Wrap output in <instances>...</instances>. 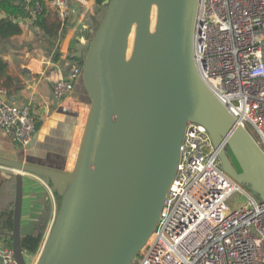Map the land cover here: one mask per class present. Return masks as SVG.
<instances>
[{"label": "water", "instance_id": "water-1", "mask_svg": "<svg viewBox=\"0 0 264 264\" xmlns=\"http://www.w3.org/2000/svg\"><path fill=\"white\" fill-rule=\"evenodd\" d=\"M104 5L93 35L72 55L83 63L91 103L71 169L0 157V166L16 173L11 245L19 264L28 257L21 235L25 173L47 177L62 196L36 264H132L156 231L189 122L207 129L222 169L264 201V151L195 60L199 0Z\"/></svg>", "mask_w": 264, "mask_h": 264}, {"label": "built area", "instance_id": "built-area-1", "mask_svg": "<svg viewBox=\"0 0 264 264\" xmlns=\"http://www.w3.org/2000/svg\"><path fill=\"white\" fill-rule=\"evenodd\" d=\"M48 2L61 20L74 13L72 0ZM195 60L205 82L264 151V0H199ZM82 71L79 62L54 84L64 112ZM32 109L0 96V128L24 150L36 132ZM238 191L246 201L232 205ZM0 264H19L12 245L1 240ZM132 264H264V201L222 169L202 124L188 123L156 231Z\"/></svg>", "mask_w": 264, "mask_h": 264}, {"label": "crops", "instance_id": "crops-1", "mask_svg": "<svg viewBox=\"0 0 264 264\" xmlns=\"http://www.w3.org/2000/svg\"><path fill=\"white\" fill-rule=\"evenodd\" d=\"M43 1L49 8L50 21L59 19L48 0ZM72 3L74 13L67 20L59 19L67 25L55 38L32 23L25 24L19 36L0 38V57L8 65L7 73L0 82V96L18 105L31 103L38 124L36 142L27 150L0 128V157L19 158L61 171L70 170L74 164L90 100L80 78L68 98L70 109L64 112L53 96V87L59 80L67 78L74 66L81 62L72 55L76 43L84 42L93 33L97 0H72ZM15 175L13 170L0 166V240L7 244L11 241L12 229L7 222L11 210H14L16 189L12 180ZM55 190L47 177L24 174L22 232L30 230L32 223L42 214L46 201H50L56 209Z\"/></svg>", "mask_w": 264, "mask_h": 264}, {"label": "trees", "instance_id": "trees-1", "mask_svg": "<svg viewBox=\"0 0 264 264\" xmlns=\"http://www.w3.org/2000/svg\"><path fill=\"white\" fill-rule=\"evenodd\" d=\"M105 0H97V7L106 6L103 4ZM33 8V10H31ZM0 13H5L7 17L0 18V38L8 39L11 37L19 36L23 33V26L27 24L24 21L17 22L16 19L22 17L23 19H31V23L34 27L39 28L45 34L50 37L59 36L60 32L64 31L66 25L58 18L51 22L49 19V8L43 0H34L30 3L29 7H24L19 3V0H0ZM7 62L0 57V82L1 79L7 73ZM19 81V79H16ZM2 84L0 83V86ZM38 128V124H36ZM14 182V189H16V176L12 180ZM55 196L58 200V209L61 204L62 196L55 190ZM58 211V210H57ZM52 215V203L46 201L42 214L32 223L33 229L22 235V247L28 254H36L41 249L43 242L45 241L46 233L48 231L49 223ZM9 229H13V210L9 215V221L7 222ZM31 225V226H32ZM23 233V234H22ZM11 245V241L9 240Z\"/></svg>", "mask_w": 264, "mask_h": 264}, {"label": "rangeland", "instance_id": "rangeland-1", "mask_svg": "<svg viewBox=\"0 0 264 264\" xmlns=\"http://www.w3.org/2000/svg\"><path fill=\"white\" fill-rule=\"evenodd\" d=\"M96 15H95V17H94V20H95V24H94V28H93V33H94V31L96 30V28H97V26H98V24L100 23V21H101V19H102V16H103V14H104V11H105V7H102V5L98 8L97 6H96ZM155 19H156V10L153 12V23L155 22ZM93 33H92V35H93ZM91 35V36H92ZM133 43V42H132ZM132 43H131V45H132ZM88 100H90L89 99V96H88ZM89 104L88 105H90V103H91V101H89L88 102ZM88 108V107H87ZM231 158H232V160H233V163L235 164V167L239 170V165H238V163H237V161L235 160V158H233V156H232V154H231ZM242 185V187L246 190V191H248L249 193H251V194H253L252 193V191L250 190V187L249 186H247V185H244V184H241ZM254 196L256 197V198H259V196L258 195H256V194H254ZM246 198H247V196H246V194L244 193V192H241V191H238V193L234 196V199H233V201H232V205H238L237 203H240L241 201H246ZM57 201V205H56V209H55V207L52 205V215H51V220H50V223H49V227H48V231L50 230V228H51V226H52V224H53V222H54V219H55V216H56V214H57V210H58V200H56ZM25 229V224H23V230ZM31 230L33 229V225L31 226V228H30ZM30 230V231H31ZM48 231H47V233H48ZM24 233V232H23ZM47 233H46V235H47ZM45 239H46V237H45ZM45 242V241H44ZM44 242H43V244H42V246H41V249L38 251V253H36V254H34V255H30V254H28V257H27V264H36L37 262H38V260H39V258H40V254H41V251H42V248H43V245H44Z\"/></svg>", "mask_w": 264, "mask_h": 264}, {"label": "bare ground", "instance_id": "bare-ground-1", "mask_svg": "<svg viewBox=\"0 0 264 264\" xmlns=\"http://www.w3.org/2000/svg\"><path fill=\"white\" fill-rule=\"evenodd\" d=\"M155 23V22H154ZM154 23H153V25H154ZM134 33H135V31H133V33H132V35H131V43L133 42V39H134Z\"/></svg>", "mask_w": 264, "mask_h": 264}]
</instances>
